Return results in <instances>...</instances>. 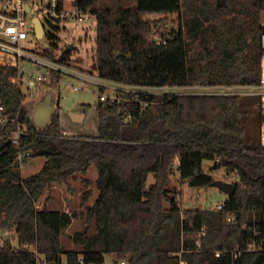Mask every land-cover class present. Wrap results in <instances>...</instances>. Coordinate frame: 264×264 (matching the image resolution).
<instances>
[{
  "label": "trees",
  "instance_id": "obj_1",
  "mask_svg": "<svg viewBox=\"0 0 264 264\" xmlns=\"http://www.w3.org/2000/svg\"><path fill=\"white\" fill-rule=\"evenodd\" d=\"M217 2L137 0L123 6L120 0H76L97 16L103 77L152 87L260 83L264 0H227L219 7ZM170 14H178L177 26L167 25ZM161 24L167 32L153 36ZM159 36L166 42L157 43ZM17 74L18 68L0 65V99L32 133L20 147L0 142V232L14 231L18 239L17 246L12 241L0 247V264H37L28 243L53 264H102L107 253L126 264H264L258 98L143 93L141 100L153 103L142 108L128 92L119 102H99L97 135H74L63 131L60 108L48 125L37 127L22 88L12 82ZM19 149L46 158L38 172H19ZM207 159L214 161L211 172L226 168L240 181L224 209L184 211L168 188L175 162L183 180L207 187L215 180L204 170ZM92 165L98 195L88 204L94 195L86 177ZM81 180L84 188L77 187ZM62 184L76 190L73 209L66 198L63 207L46 201L55 187L61 195L68 191ZM203 228L206 234L199 237ZM65 232L80 248H64Z\"/></svg>",
  "mask_w": 264,
  "mask_h": 264
},
{
  "label": "built area",
  "instance_id": "obj_2",
  "mask_svg": "<svg viewBox=\"0 0 264 264\" xmlns=\"http://www.w3.org/2000/svg\"><path fill=\"white\" fill-rule=\"evenodd\" d=\"M67 2L74 4L69 7ZM27 4L30 10L27 9ZM34 16H37L43 23L45 35L42 38L37 37ZM97 23L96 14L78 5L76 0H0V65L18 68V74L12 78V82L22 88L26 103L28 100L35 99L40 101L43 91L49 92V88L53 89L64 81L65 77L74 80L71 86L75 90L97 86L100 90V102L103 104L119 102L128 92L135 93L137 99L141 100L143 93L162 94L156 92L155 88L175 87H152L101 76L97 66ZM90 24H94L96 28L94 29ZM262 24L264 25V19ZM94 34L96 42L93 43L90 39ZM261 39L263 51L260 83L191 86L202 88L203 91L199 92L201 94H236L258 98V106L262 112L260 138L264 147V33ZM54 41L57 45L53 44ZM162 42H166V39L157 37V43ZM60 99V95L57 99L53 97L55 111L60 108ZM140 102L142 108L153 103L149 99ZM30 116L33 119L31 109ZM37 127L40 126L37 125ZM31 133L27 123L20 120L19 114L14 115L0 99V142L20 147ZM29 157H31L30 150H18L16 161L20 164V169L25 166ZM239 181L238 176L235 182ZM226 198L216 201L213 209H224ZM232 219L234 218L230 217V220ZM4 233L6 237L0 233V247L8 243V238L11 243L13 241L11 237H7L10 234L9 230ZM205 234L206 229L203 228L199 232V237ZM25 248L34 253L37 264H53L33 244L28 243ZM220 254L221 251H216L217 256ZM238 255L239 252H236L235 257ZM180 264H187V261L181 260Z\"/></svg>",
  "mask_w": 264,
  "mask_h": 264
},
{
  "label": "rangeland",
  "instance_id": "obj_3",
  "mask_svg": "<svg viewBox=\"0 0 264 264\" xmlns=\"http://www.w3.org/2000/svg\"><path fill=\"white\" fill-rule=\"evenodd\" d=\"M120 0V3L123 6H134L137 3V0ZM104 4H111L113 0H102ZM73 2H67V5L73 6ZM153 18L158 19L160 15H152ZM173 24L178 25V14L168 15L167 25ZM95 29L94 24H90ZM159 33H155L153 36H158L161 32H167V29L164 25H160L158 28ZM44 40V39H43ZM42 40V41H43ZM91 42H96L95 34L93 35ZM46 42V40H44ZM64 81L60 82L53 89H48V91H52V95L55 99L60 95V114H61V123L62 129L64 132L74 134V135H97L99 131V113H98V104L100 102L99 93L100 90L97 86H92L88 89L75 90L71 83L74 82L72 78L65 77ZM156 92L161 93H199L202 92V88H196L193 86L188 87H170V88H155ZM47 91H43L41 94L42 98L47 94ZM254 97V96H251ZM37 101L28 100L27 105L31 109L33 113V108L36 106ZM256 109V106L254 107ZM250 126L254 131L257 129V121L255 116L252 115L250 118ZM46 158L44 156H31L28 158L25 166L20 169L19 172L23 176H27L33 173L38 172L41 167L44 165ZM178 161L175 162L174 172L171 176V181L169 183V193L171 195H175L178 199V203L181 208L185 211L190 208H210L213 209L216 201L222 200L226 198L228 193L222 189H220L216 185L207 186V187H196L191 186L187 181L183 180L180 176V171L178 170ZM214 165V161L207 159L204 162V170L211 172V167ZM215 179H222L227 182L234 183L236 181V177L238 174L235 172H228L226 168H221L219 170H215L211 172ZM86 177L91 180L90 188L92 189L94 195L89 200L88 204H92L98 195L97 188V168L95 165H92L89 173L86 174ZM82 179L81 174L79 173L77 179ZM154 181V176L151 174L149 176L148 183H152ZM76 184V183H74ZM86 186V182L81 180V184H77L78 188H84ZM64 188H67L65 184H62ZM73 187V186H72ZM68 191L64 189V193L61 195L62 190L60 187H55L50 192L47 191V200L51 201V207H61L62 203H64V198L69 202L71 209H73V205L76 203L74 198L71 197L72 194L76 191L74 188L68 187ZM71 193V194H70ZM68 194V195H67ZM83 194V193H82ZM81 194V195H82ZM72 198V199H70ZM70 199V200H69ZM81 200V199H80ZM60 205V206H59ZM63 207V206H62ZM76 227V226H74ZM77 230V229H76ZM74 232V231H73ZM5 236L4 231H1ZM13 240L15 246L18 245L17 234L14 231H10L8 234ZM6 237V236H5ZM12 244V243H11ZM63 246L65 249L70 248H80L72 243L71 238H69L67 232L63 234ZM64 262L66 263V254L63 256ZM118 260L112 253H107L105 257V262L102 264H118Z\"/></svg>",
  "mask_w": 264,
  "mask_h": 264
},
{
  "label": "water",
  "instance_id": "obj_4",
  "mask_svg": "<svg viewBox=\"0 0 264 264\" xmlns=\"http://www.w3.org/2000/svg\"><path fill=\"white\" fill-rule=\"evenodd\" d=\"M220 5L227 6V0H218L217 7ZM27 9L30 10L29 4H27ZM33 21L35 23V31L38 38H42L45 35V29L42 21L34 16ZM55 111V104L53 100L52 92L49 91L36 105L33 112V121L36 125L44 127L48 125ZM213 185L218 186L220 189L226 191L228 195L234 194L236 190V183L227 182L222 179H215ZM7 242L11 245V240L8 238ZM118 264H126L119 261Z\"/></svg>",
  "mask_w": 264,
  "mask_h": 264
},
{
  "label": "crops",
  "instance_id": "obj_5",
  "mask_svg": "<svg viewBox=\"0 0 264 264\" xmlns=\"http://www.w3.org/2000/svg\"><path fill=\"white\" fill-rule=\"evenodd\" d=\"M134 1H135V0H134ZM134 1H133V2H134Z\"/></svg>",
  "mask_w": 264,
  "mask_h": 264
}]
</instances>
